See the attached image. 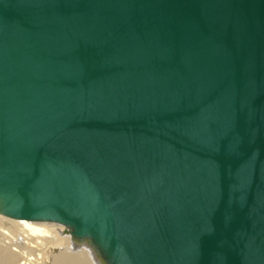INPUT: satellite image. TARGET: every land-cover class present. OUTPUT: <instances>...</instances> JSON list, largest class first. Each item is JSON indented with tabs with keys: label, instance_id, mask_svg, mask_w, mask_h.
<instances>
[{
	"label": "water",
	"instance_id": "95a60500",
	"mask_svg": "<svg viewBox=\"0 0 264 264\" xmlns=\"http://www.w3.org/2000/svg\"><path fill=\"white\" fill-rule=\"evenodd\" d=\"M0 216L264 264V0H0Z\"/></svg>",
	"mask_w": 264,
	"mask_h": 264
},
{
	"label": "bare ground",
	"instance_id": "6f19581e",
	"mask_svg": "<svg viewBox=\"0 0 264 264\" xmlns=\"http://www.w3.org/2000/svg\"><path fill=\"white\" fill-rule=\"evenodd\" d=\"M0 264H101L86 244L56 223L0 216Z\"/></svg>",
	"mask_w": 264,
	"mask_h": 264
}]
</instances>
